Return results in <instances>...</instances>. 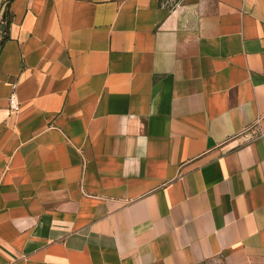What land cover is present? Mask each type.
<instances>
[{
    "label": "crops",
    "instance_id": "0c3cea01",
    "mask_svg": "<svg viewBox=\"0 0 264 264\" xmlns=\"http://www.w3.org/2000/svg\"><path fill=\"white\" fill-rule=\"evenodd\" d=\"M7 4L0 264H264V0Z\"/></svg>",
    "mask_w": 264,
    "mask_h": 264
},
{
    "label": "trees",
    "instance_id": "16d2710c",
    "mask_svg": "<svg viewBox=\"0 0 264 264\" xmlns=\"http://www.w3.org/2000/svg\"><path fill=\"white\" fill-rule=\"evenodd\" d=\"M3 20L6 22L7 25H9L10 20H11V13H10L8 4L6 5L5 15L3 17ZM1 22H0V24H1ZM7 38H8L7 29L3 33H1V31H0V47L4 44V42L7 40Z\"/></svg>",
    "mask_w": 264,
    "mask_h": 264
},
{
    "label": "built area",
    "instance_id": "2783aa9c",
    "mask_svg": "<svg viewBox=\"0 0 264 264\" xmlns=\"http://www.w3.org/2000/svg\"><path fill=\"white\" fill-rule=\"evenodd\" d=\"M8 101H9V108L13 111H18L20 108V102L17 96V93L13 90L9 97H8Z\"/></svg>",
    "mask_w": 264,
    "mask_h": 264
},
{
    "label": "water",
    "instance_id": "95a60500",
    "mask_svg": "<svg viewBox=\"0 0 264 264\" xmlns=\"http://www.w3.org/2000/svg\"><path fill=\"white\" fill-rule=\"evenodd\" d=\"M5 29H6V23L3 22V23L1 24V27H0L1 33H3V32L5 31Z\"/></svg>",
    "mask_w": 264,
    "mask_h": 264
}]
</instances>
